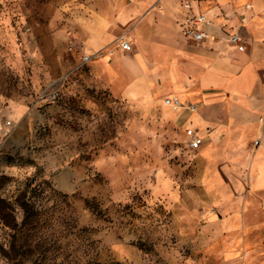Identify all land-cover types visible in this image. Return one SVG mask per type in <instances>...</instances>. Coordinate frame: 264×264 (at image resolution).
I'll use <instances>...</instances> for the list:
<instances>
[{
    "label": "rangeland",
    "instance_id": "1",
    "mask_svg": "<svg viewBox=\"0 0 264 264\" xmlns=\"http://www.w3.org/2000/svg\"><path fill=\"white\" fill-rule=\"evenodd\" d=\"M77 5L93 13L73 18ZM214 5L177 0L176 28L142 23L95 48L83 33L99 17L141 22L162 2L0 0V121L26 112L0 136V264H264V114L205 89L192 51L205 44L185 35ZM173 95L210 119H196L200 150Z\"/></svg>",
    "mask_w": 264,
    "mask_h": 264
},
{
    "label": "crops",
    "instance_id": "2",
    "mask_svg": "<svg viewBox=\"0 0 264 264\" xmlns=\"http://www.w3.org/2000/svg\"><path fill=\"white\" fill-rule=\"evenodd\" d=\"M176 1L132 0V2L148 4L162 2L165 14H147L141 22H139V14L122 15L118 20L119 24L99 17V20L95 22L97 26L93 24L92 27L84 30L83 35L91 46L99 48L113 37V33H120L127 27L133 28V34L141 33L139 26L142 23L154 27L155 30L158 28L159 31L162 27L174 29L176 20L183 18L182 14H167V12H172ZM211 1L215 4L211 10L202 12L198 9L196 12V14L206 15L210 24L203 28L211 34V38L202 43L205 45L193 47L192 50L197 53L195 56L197 68L201 65L198 72L201 83L205 89H212L217 93H230L234 97L243 99L246 111L256 119L257 114L258 116L264 114V0ZM187 6L192 8L191 4L187 3ZM92 10L85 5L83 7L73 6L72 17L76 18L80 15L83 18L85 14H92ZM95 11V14H100L97 10ZM168 21L171 22L168 23ZM236 32L241 34L246 41L245 51H240L229 41L230 35ZM25 113V110L20 107L7 112L14 120L20 119ZM188 113L190 117H194V120L190 119L189 125L198 127L196 119L198 121L199 118L205 122L210 121V119H205L202 113L198 115V111L195 114L189 111ZM258 129L259 134L256 139L260 135L259 124ZM257 176V182L264 185V166L256 169ZM220 264L247 263L241 256Z\"/></svg>",
    "mask_w": 264,
    "mask_h": 264
},
{
    "label": "built area",
    "instance_id": "3",
    "mask_svg": "<svg viewBox=\"0 0 264 264\" xmlns=\"http://www.w3.org/2000/svg\"><path fill=\"white\" fill-rule=\"evenodd\" d=\"M210 22L207 20L206 15L203 13L196 14L191 19V24L186 28L185 35L192 41L202 44L207 39L211 38V34L203 28V26H208ZM229 41L238 47L240 51L246 50V41L244 37L239 33H233L230 35ZM121 48L124 51H130L132 46L129 41H121ZM92 58L89 55H84L81 59L80 64L76 67L77 70L84 69L87 64L91 62ZM166 105L172 107L173 110L182 111L187 110L191 114H195L198 111L196 105H184V102L180 99L179 96L173 95L166 99ZM260 126V135L255 140L254 146L256 148L264 149V116H261L258 120ZM14 126V123L10 119H3L0 121V136L3 128H11ZM186 137H187V146L190 150H200L206 142V137L202 134L201 130L198 127L189 125L186 128Z\"/></svg>",
    "mask_w": 264,
    "mask_h": 264
}]
</instances>
